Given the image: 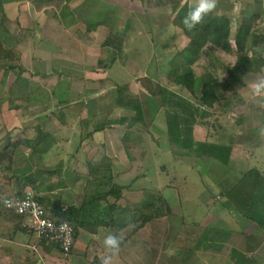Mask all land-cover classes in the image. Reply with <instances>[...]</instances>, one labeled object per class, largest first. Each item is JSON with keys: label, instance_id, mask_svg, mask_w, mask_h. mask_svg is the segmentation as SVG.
<instances>
[{"label": "rangeland", "instance_id": "1", "mask_svg": "<svg viewBox=\"0 0 264 264\" xmlns=\"http://www.w3.org/2000/svg\"><path fill=\"white\" fill-rule=\"evenodd\" d=\"M12 1H26L12 12L18 15L17 19L22 21L23 27L35 32V41L40 43L42 40H39L43 39V43L35 45L30 37L19 39L17 34L20 28L18 30L16 27H11V38L4 39L7 45H12L19 51L20 64L24 69L22 79H25L27 84H16L15 73H11L3 82L4 73L0 70V130L4 122L8 123L4 127L6 129L0 131V138L6 133H11L15 140L24 139L25 136L35 138L36 133L32 132V126L37 125V121H57L53 123L54 127H46L52 132L57 129L67 132L63 125L68 124L70 130L82 131L81 134H87L95 127H102V121L110 122L105 133L100 134L97 131L94 140H88L80 147L88 145V154L96 161L109 155L120 186H127L135 191L162 190L173 211L171 218L148 224L134 236V245L129 243L130 245L116 254L113 262L149 264V261H159L160 251L163 250L162 243L170 241L169 237L172 236L169 234L168 237L167 230H179L181 221L190 225L196 221L203 222L204 217L213 219L214 216L221 218L219 225L225 226L227 230L233 229L231 223L227 224L223 205L219 203L228 201L221 193L224 194L227 189L235 186L250 170H258L264 180V116L258 112V109H264V91L259 94L256 92V85L264 81V69L258 74L236 75L238 80L231 82L232 88L223 94L233 103L230 111L225 113L221 110L203 109L200 115L195 116L193 140L196 143H209L231 149L228 166L207 158L198 160L174 155L170 139L165 137L168 133L165 109L156 119H152L150 109H146L144 119L149 128L147 130L142 125H133V110L119 107L116 103L120 87L124 88V100L134 102L136 99L143 102L147 96L156 95L158 88L163 87L196 105L189 93L170 85L168 73L183 61L181 52L189 43L183 32L172 25L173 21L185 5L195 7L198 0H135L127 6L123 0H97L99 7L103 9H121L115 15L120 20L112 24L115 29L123 24L128 28H135L134 46L125 49L128 55L123 52L125 57L121 58L120 62L111 69H98L101 70L98 74L82 70V66L96 68L99 58H107L101 43L88 42L89 36H84L86 27L93 26L94 23V13H86L84 8L96 0H71L70 4L78 10L77 15L84 20L83 24L72 30L63 28L62 19L58 18L67 0ZM229 1H237L235 12L245 4L253 3V0H216V5ZM12 12H9L11 17ZM1 18L0 14V22ZM17 19L15 17L13 20ZM236 22L233 18L231 43L234 50ZM260 28V33L264 36L263 23ZM115 29H112V33H115ZM1 35L4 38V35ZM164 44L168 47L165 48ZM92 51L98 55L88 60L85 55L88 56ZM260 55L264 59V38ZM235 62L234 54L227 55L217 50L214 55L208 57L204 52L194 65V70L198 77L210 72L216 74L220 80L226 81L229 77L226 66L234 65ZM58 72H69L78 77H61ZM68 89H74L77 99L65 93ZM54 92L58 98L54 96ZM60 97H68L74 100V103L61 106ZM36 100L41 103L35 104ZM82 103L85 108L81 106ZM172 106L176 108L175 105ZM204 111L209 113V116L202 118ZM122 120L125 122L113 124ZM127 146L131 151L130 157L125 149ZM174 149L179 150L177 147ZM81 159L83 163V157ZM60 161L68 163V158L51 159L49 164L54 168ZM81 167L80 165L79 168ZM204 169H207L205 173ZM141 195H135V201L140 202L144 197ZM1 212V215L12 216L13 220L21 219V216L3 210ZM0 222L2 223V219ZM174 225H179V228L174 229ZM98 238L100 237L95 239ZM103 241L97 243L104 246ZM75 255L79 257L80 253L75 251ZM102 255L105 257L104 254L98 256Z\"/></svg>", "mask_w": 264, "mask_h": 264}, {"label": "trees", "instance_id": "2", "mask_svg": "<svg viewBox=\"0 0 264 264\" xmlns=\"http://www.w3.org/2000/svg\"><path fill=\"white\" fill-rule=\"evenodd\" d=\"M67 1L69 2V0ZM236 2H221L216 5L215 10L206 16L201 24L191 32L184 28L182 21L188 14L189 9L194 7L185 5L173 21L172 25L183 32L189 43L181 52L183 61L176 64L168 73V81L170 85L179 87L189 93L196 105L189 102V99L178 97L175 93L163 87H159V91L155 92L156 95L147 96L143 102L138 99L135 102L124 100L122 97L124 88L120 87L118 89L117 106L134 111L135 120L133 125L135 126L142 125L149 130L144 119L146 109H150L152 119H156L165 109L168 132L165 137L168 136L170 139V147L173 148V154L176 156L198 160L207 158L219 161L225 166L229 164L231 149L209 143H196L193 140V128L196 122L194 121L195 116L200 115L203 109L221 110L225 113L231 110L233 103L223 94L232 88L231 82L238 80L236 75L258 74L264 69V59L260 55L261 42L264 38L260 33V24L263 23L264 25V0H253V3H247L235 12ZM11 3L12 0H0V14L2 16L0 22V70H3L4 73L3 82L11 73H15L16 84L21 82L27 84L26 80L22 79L24 69L20 64L19 51L12 45H7L4 40L5 38H11V27H16L18 30L20 28L18 21H12L6 13V6ZM233 18L237 21L235 50L231 43ZM26 33L30 32L20 28L17 36H19V39H24ZM1 34L4 35V38ZM21 35L24 37H21ZM123 42V36L111 33L103 44L107 58L99 60L98 66L94 69H111L120 62L123 57ZM164 47L166 48L168 45L164 44ZM217 50L227 55L234 54L236 57L234 65L226 66L228 79L222 81L216 74L210 72L198 77L194 65L201 59L204 52L210 57ZM53 94L57 97L56 93ZM59 101L61 106L70 104L68 100L61 97ZM172 105H175L176 108ZM258 112L264 116V109H258ZM207 116H209V113L204 111L202 118ZM124 122L125 120H122L116 123L113 122V124ZM109 124L110 122H105L103 127L106 128ZM90 136L91 134L88 135V137ZM4 139L5 142L0 148L1 175L13 171L21 155L19 151L21 143L12 141L11 133H6ZM52 141H55L54 135L39 126L36 128V137L33 140L26 141V146L31 150L32 156H36L44 151L43 148L50 146ZM174 147L179 150L175 151ZM125 149L127 156L130 157V148L127 146ZM198 167L200 166L198 165ZM203 171L205 173L207 169ZM55 175L62 176L61 166L55 172L37 171L36 178L26 177L22 179L19 182L22 191L16 195H2L0 206L4 207V200L7 197H22L23 188L34 187V182H42L41 178H50ZM88 177L89 181H87L84 188V201L79 208L71 207L66 210L57 205L54 208L48 207L43 200L37 197L54 222H66L74 227L76 241L80 236V231H86L90 236H95L102 230L108 234L115 233V236L120 239V249H122L148 224L173 216V211L162 190L135 191L130 187L116 184L112 160L108 156H104L97 164L89 163ZM263 182L264 180L258 170H250L243 175V178L235 186L227 189L224 194L222 192L221 196L226 197L233 203L234 212L239 217L244 216L255 220L253 210L257 204L258 193L263 186ZM138 194L144 196L140 202L135 201V195ZM131 207L134 209L131 210ZM48 245L59 248L57 245Z\"/></svg>", "mask_w": 264, "mask_h": 264}, {"label": "crops", "instance_id": "3", "mask_svg": "<svg viewBox=\"0 0 264 264\" xmlns=\"http://www.w3.org/2000/svg\"><path fill=\"white\" fill-rule=\"evenodd\" d=\"M123 1L126 6L135 2V0ZM23 3H26V1L20 3L12 1L11 4L6 6V13L12 21H14L13 19L15 17L16 19L18 18V15H15L12 10L15 11L19 5ZM70 3L71 0L66 3V6L62 7L61 14H59L61 16L58 17L60 20L62 19L61 25H63L62 27L66 30H72L84 22V20L77 15L78 10L76 7H73ZM99 5L100 4H98L96 0L95 2L91 1V5L86 6V9L84 8L86 13H94V15L92 14L94 22L92 24L93 26L86 27L84 36H89L88 42L95 41L96 43H101V46H103L109 35L112 33V29H115L112 25L113 22L120 20L115 15L117 12H120L121 9L116 7H113L115 8L114 10L110 7V9H103L99 7ZM123 11H125V9ZM9 12H12V17ZM15 21H18L20 28L30 32L26 33L28 36H26V39L30 37L29 39H31L35 45L43 43V39L39 40V42L42 40L40 43L35 41V32L23 27V23L20 19ZM114 32L124 37L123 52L128 55V52L125 49L126 47L129 49V47L132 48L134 46L135 28H128L127 25L123 24L120 28H116ZM96 55L98 54L92 51L91 53H88V56L85 55V57L88 60H92ZM124 57L125 55H123L122 58ZM101 59L103 58H99V60ZM82 70L92 74H98L101 72V70L92 67L90 68L88 66H82ZM58 75L61 77H78L69 72H58ZM65 93L71 95V98L77 99L74 89H72V91L68 89ZM65 100H68L71 105L74 103V100H70L68 97ZM39 102L37 101L35 104H38ZM42 103H45V101H42ZM81 106L85 108L84 103H82ZM54 122L56 123L57 121H37V125L32 126V132L36 133V128L42 126L43 129L53 134L55 138V141H52L50 146L43 148L44 151L36 156H32L31 150L26 146V141L33 140L34 137L25 136L24 139L15 140L13 135H11L12 141H19L21 143L19 149L21 155L13 171L10 173H4L3 175L0 174V198L2 195H16L18 192L22 191L19 182L26 177L36 178L35 174L37 171L55 172L61 166V177L55 175L50 178H41L43 181L34 182V187L28 186L23 188V194L29 190H33L37 197L44 201L46 206H51L53 208L57 205L67 210L71 207L79 208L83 204L84 188L87 181H89L88 165L89 163L97 164L99 160L96 161L95 158L91 159L92 156L90 157L88 154V145L80 146L88 140H94L97 135L96 130H98L100 134L105 133L107 128H104L103 125L106 121L101 122L102 127H95L94 129L89 130L87 134H81L82 131L75 132L70 130V125L68 124L67 126L66 124L63 125L67 132L62 128V132L60 129H57L56 131L53 130V132L47 130L46 127L48 128V126H50V128L54 127ZM7 124L8 123L4 122L1 125V128L6 129L4 127L7 126ZM90 134L91 136L88 137ZM0 135H2V132H0ZM4 138L5 136L0 138V148L5 142ZM80 155L84 159L83 163L81 162L82 157ZM60 157H67L68 163L60 161L57 164L58 166H55L56 169L55 167L53 168L49 162L51 159H58ZM89 157L91 160H89ZM80 165L82 166L81 168H79ZM113 173L116 178V184L120 185L114 170ZM258 196L257 204L253 210L256 217L255 220L244 216L239 217L234 212L235 209L233 203L229 200L226 203L219 201V203L223 205L222 208L226 214L225 216H227L225 219L226 222H228L227 224L231 223L233 225V229L231 230H227L225 229V226L223 227L219 225L221 218H214V216L213 219L204 217L203 222L196 221L195 223L193 222L194 224L190 225L185 224L184 221H181V223L179 222L182 224L179 230H175V232H172L170 229L167 230L168 233L166 234H168V237L170 234L174 236V238L170 236V241H164V243H162L161 248L164 251L156 249L158 252L160 251V260L164 261L159 260L155 261V263L153 260L149 261V264H170L169 262H171V264H264V186L260 188ZM215 204H213V206H215ZM0 208L3 212L11 213L3 206H0ZM1 211L0 264H102L104 257L103 255H98H106V249L103 245L98 244L97 241L102 242L105 237L109 235L108 233H104L100 230L98 235L90 236L88 232L80 231V236L77 238L76 246L72 255L65 259L61 255V251L58 247L43 243L44 241H40L37 236L30 231L28 225L31 220L28 217L21 216V219L17 218L16 220H13L12 216L1 215ZM218 221L219 223H217ZM175 226L176 225H174V227ZM177 228H179V225L174 229ZM112 235H115V233H112ZM96 237L100 238L95 239ZM129 243L134 245L133 243H135V241L133 240L132 242L131 240ZM128 244L120 249L119 252L128 246ZM75 251L80 253L79 257L75 255ZM149 255L151 256V253ZM150 256L148 257V260ZM114 259L115 258L112 260V264H115L113 262L115 261Z\"/></svg>", "mask_w": 264, "mask_h": 264}, {"label": "built area", "instance_id": "4", "mask_svg": "<svg viewBox=\"0 0 264 264\" xmlns=\"http://www.w3.org/2000/svg\"><path fill=\"white\" fill-rule=\"evenodd\" d=\"M4 208L16 215L28 217L31 220L28 225L30 231L40 241L59 246L65 259L72 255L76 246L74 227L66 222H54L33 190L25 192L22 197H7Z\"/></svg>", "mask_w": 264, "mask_h": 264}, {"label": "clouds", "instance_id": "5", "mask_svg": "<svg viewBox=\"0 0 264 264\" xmlns=\"http://www.w3.org/2000/svg\"><path fill=\"white\" fill-rule=\"evenodd\" d=\"M215 8L216 0H198L197 5L189 9L188 14L182 21L184 28L189 32L193 31L201 24L206 16L215 10ZM261 91H264V81L256 85L257 94ZM103 243L106 249V255L102 260V264H112L113 258L120 251V239L115 235L109 234L105 237Z\"/></svg>", "mask_w": 264, "mask_h": 264}]
</instances>
